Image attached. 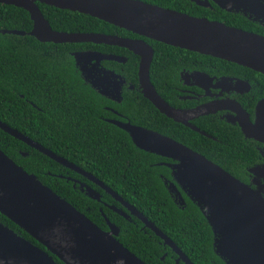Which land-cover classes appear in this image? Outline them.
Masks as SVG:
<instances>
[{
  "label": "trees",
  "instance_id": "16d2710c",
  "mask_svg": "<svg viewBox=\"0 0 264 264\" xmlns=\"http://www.w3.org/2000/svg\"><path fill=\"white\" fill-rule=\"evenodd\" d=\"M142 1L264 35V28L258 23L240 13L221 9L214 3H211V7H204L190 0ZM38 6L51 27L57 31L138 36L88 14L43 3H38ZM31 28L32 21L25 9L0 3V29L26 32L25 35L0 32V120L53 153L92 173L153 222L193 264H225L214 251L211 227L198 206L188 199L185 200L183 208L179 206L172 200L160 179L159 175L167 177L169 170L166 166L158 164V161L169 160L137 148L126 131L100 118L110 117L109 112L102 108L107 102L99 100L94 91L85 84L72 53L92 48L123 54L128 60L118 66L123 67V73L131 80L136 79L138 57L125 48L106 44L41 42L27 33ZM144 39L154 50L149 69L151 82L158 93L165 97L168 86L174 82L176 70L182 65H190L192 61L201 62V65L204 63L205 67L215 65L213 69L220 73L244 72L246 76L257 79L259 86H264V75L250 68L163 42ZM104 63L109 66L117 65L113 61ZM117 107L132 120L135 116L138 120L143 113L147 115L144 119L148 118L150 109L164 121H171L155 110L142 96H124L123 102ZM171 126L185 130L182 125L172 121ZM175 134L179 140L183 135L178 130ZM200 137L198 140L187 137L189 142L185 144L216 162L231 175L242 179L245 168L250 163L246 159H231L233 154L243 156L238 153L239 149L220 143L218 148H222L225 153H231L228 159L220 160L219 156L214 157L212 154L217 140ZM235 140L234 137L232 144ZM0 149L99 227L100 221H103L98 210V207H101L109 220L119 226L117 239L146 264H176V255L172 249L164 247L161 238L142 227L137 218L125 219L101 206L96 200L76 192L72 182L65 177L77 176L71 170L1 129ZM99 191L109 204L120 207L109 194ZM0 222L43 248L1 213ZM53 258L59 264H64L55 256Z\"/></svg>",
  "mask_w": 264,
  "mask_h": 264
},
{
  "label": "water",
  "instance_id": "95a60500",
  "mask_svg": "<svg viewBox=\"0 0 264 264\" xmlns=\"http://www.w3.org/2000/svg\"><path fill=\"white\" fill-rule=\"evenodd\" d=\"M191 1L204 7L210 5L208 0ZM211 1L221 9L241 13L264 27V0ZM0 3L25 9L32 21V28L27 33L41 42L103 43L125 47L138 55L137 73L144 97L175 121L184 122L181 113L167 105L150 82L153 48L148 42L142 38L100 32L54 30L38 3L88 14L139 36L234 62L264 74V35L206 17L192 16L142 0H0ZM0 32L26 34L16 29H0ZM72 55L83 78L85 64L91 59L97 63L101 59L124 61L117 55L89 51H75ZM209 111V105L194 110L195 114ZM263 113L258 109V120L242 125L247 136L259 138L256 134L264 124ZM120 127L131 136L137 148L178 162L172 165L174 177L207 220L213 233L214 251L225 264H264V195L259 189H253L203 155L169 137L129 123H122ZM0 129L56 162L84 174L125 206L129 214L112 207L114 211L125 217L136 216L159 236L177 254L176 264L180 260L184 264H193L153 222L96 177L1 120ZM169 186L182 200L175 185L170 183ZM86 194L99 199L98 193L88 186ZM0 213L44 248L0 222V264H59L53 256L64 264H146L116 238V225L106 218L109 231L102 230L1 149Z\"/></svg>",
  "mask_w": 264,
  "mask_h": 264
},
{
  "label": "flooded vegetation",
  "instance_id": "af4514ba",
  "mask_svg": "<svg viewBox=\"0 0 264 264\" xmlns=\"http://www.w3.org/2000/svg\"><path fill=\"white\" fill-rule=\"evenodd\" d=\"M208 1L210 4L209 7H211V3L214 2H212L211 0ZM191 2L195 3L194 1ZM256 23H258L263 27V25L260 24L259 22ZM127 38L144 39L146 37H142L138 35L133 37L127 36ZM93 44H98V43H93ZM99 44H103V43H99ZM111 46H117V45H111ZM120 48H125V47H120ZM78 51L113 54L124 58V61L101 59L99 60L98 63L96 62L95 59H91L89 60V62L85 64V70L83 72L84 76L86 77V78L84 77L85 84L88 86V88L94 91L95 95L99 98V100H105L107 102V104L102 105V108L107 112H109L108 115H110V117L101 116L100 118H102V120L114 125L115 127L123 131L125 130L120 127V124L129 123L137 127H141L153 132H157L161 135L169 137L187 146L191 150L203 155L204 157H206L215 164L216 162H214L213 160H211L201 152L186 145L187 144L186 142H189V140H187L186 138L190 137L193 139L196 138V140H198L201 139L200 136H204L211 140L216 139L218 143L214 145V149H213L214 151L212 152V154L214 157L219 156L220 160L222 159L226 160L229 158L228 157L229 155L231 156L230 152L225 153L226 151H223L222 148L217 147L219 146L220 143H225L227 144L228 147L238 148L239 149L238 153L242 154L243 156L238 157L237 155L233 154V156H231V159L234 160L235 157L240 160L242 159V161L243 159H246L247 161H249L250 164L245 168V172L242 175V179L236 176L234 177L248 184L253 189H257V190L259 189L261 194L264 195V124L260 126V132L256 134L259 138L247 136L242 129L243 127L242 125H246L248 123H255L256 120H258V109H262V111H264V103H263L264 86L262 85L259 86L257 79L246 76L244 72H240L238 74L220 73L217 69H213L215 68V65H211V67H205L204 63L203 65H201V62L198 61H194V62L192 61L190 65H182L179 67V69L176 70L175 75L173 77L174 82L171 84V86H168L167 88L168 93L166 97L158 93L157 89L155 88V86L153 85L150 79L151 84L153 85L154 89L161 97V99L167 105H169L174 109H177L181 113L180 118L184 121L181 122V121H175L173 118L160 112L149 99L144 97L142 93V89L140 87L138 73H136L135 80H131L127 78V76L123 73V67L118 66V65H123L127 62L128 60L127 56L123 54L104 52L92 48L78 50ZM153 55H154V50H153ZM136 56L138 57V64H139V56L138 55ZM105 61H113L117 65L109 66L108 64L104 63ZM138 64H137V72H138ZM149 78H150V74H149ZM127 95L130 96L134 95L135 97L142 96L144 99L149 101V103L153 106V108L157 110L160 114H162L165 118L171 120L176 124L178 123L182 125L185 128V130L181 129L180 127L179 128L172 127L171 121H167L166 119H165L166 121V125H165V121L162 119V117L156 115L154 111L150 109H148V113H149L148 118L144 119L145 117H147V115L143 113L142 117H140L138 120L136 116L132 120L129 116H127L117 107L119 104L123 102L124 96ZM204 105H209L210 111L204 114H195L194 110ZM147 107L150 108L149 106ZM177 130L183 133V135L179 137L180 140L175 134ZM219 133H221L222 135H219ZM128 136L132 141L131 136L129 134ZM234 137L236 138V140L232 144ZM255 155L256 157L254 158ZM158 156L164 157L167 160H169V161H164V160L158 161V164L166 166V168L169 170V175L167 177L161 174L159 175V177L163 181V184L166 187L168 193L170 194L172 200L175 203H177L179 206H182L183 208L185 206L186 199L190 201L192 200L186 195L185 191L181 188V186L174 177L175 168H173L172 165L178 162L169 157H165L161 155ZM60 165L68 170H71L75 175H77V176H72V175L65 176L67 180L72 182V187L76 190V192L88 196L86 194V186H88L98 193L99 199L98 200L94 199V200H96L101 206L107 207L114 213H118V212L114 211L112 207H115L120 211L129 214V211L125 206H123L119 201L115 200L108 192H106L98 184L87 178L84 174L76 172L75 170L68 168L62 164ZM257 168L259 169L252 171ZM87 173L93 175L90 172ZM58 176H62V175H58ZM170 183H173L175 185V187L177 188V190L179 191L182 197V200H180L178 194H176V191H174L172 187L169 186ZM98 189L109 194L115 201H117L120 204V207L114 204H109L107 200L104 199L103 194ZM88 197L91 198L90 196ZM98 210L103 220L100 221V225H101L100 228L104 231H109V225L106 220V218L108 220L109 218L104 214L101 207H98ZM121 216L128 220H131V217L137 218L134 215H129L126 217L124 215ZM138 220L142 223V227L147 228L140 219ZM109 222L116 225L114 222H111L110 220ZM116 226L118 227V234L116 235L117 238L120 232V228L118 225ZM163 246L169 247L164 243ZM175 255H176L175 257L176 259L177 254L175 253ZM179 262L182 261L180 260Z\"/></svg>",
  "mask_w": 264,
  "mask_h": 264
}]
</instances>
